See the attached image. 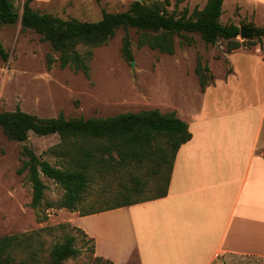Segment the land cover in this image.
Here are the masks:
<instances>
[{
    "label": "rangeland",
    "instance_id": "rangeland-1",
    "mask_svg": "<svg viewBox=\"0 0 264 264\" xmlns=\"http://www.w3.org/2000/svg\"><path fill=\"white\" fill-rule=\"evenodd\" d=\"M25 1L13 0L20 16ZM134 1L51 0L47 4L34 3L32 7L64 19L98 21L104 11H127ZM207 1L142 0V3L153 6L161 2L170 14L180 17L186 10L190 15L196 7L202 9ZM222 23L245 26L253 22L240 13V8L233 15L228 1ZM141 33L137 28L121 27L104 45L93 48L79 45L81 53L92 50L90 72L86 75L71 67L62 68L58 61L49 67V54L59 58V52L54 51L49 42L43 41L34 30H24L20 21L15 24L1 23L0 41L8 58L0 55V112L21 107L43 118L56 117L61 113L66 117L90 118L159 109L163 113L175 111L185 120L189 111L199 108L201 103L202 90L195 72L198 58L203 65L210 66L215 77L225 74L230 67L227 60L228 41L222 39L210 44L199 34L189 33L196 40L190 46L182 36L175 35V53L168 54L148 45L141 46ZM126 34H129L131 41V60L123 52ZM237 39L244 41L240 35ZM257 41V47L264 50V37ZM240 49L247 50L250 46ZM252 85L258 90L257 98L260 99L264 91V78L255 80ZM61 141L58 134L40 136L34 132L29 133L27 141H15L9 139L0 127V238L24 235L21 237L22 243L12 253L18 262L48 264L54 245L64 242L67 235H72L75 237L74 246L80 252L62 264H112L110 260L96 256L94 241L70 222L69 209L49 206L64 197L65 189L61 184L41 174L47 189L41 204L36 208L32 206L33 186L28 171L19 172L25 159L24 145L29 143L42 159L62 168L61 159L48 152L50 147ZM147 166L129 165L110 171L91 172L81 210L107 206L123 183H129L134 174L148 182L145 195H152L155 192V177ZM222 263L223 259L219 258L214 264ZM129 264H139L137 254Z\"/></svg>",
    "mask_w": 264,
    "mask_h": 264
},
{
    "label": "crops",
    "instance_id": "crops-1",
    "mask_svg": "<svg viewBox=\"0 0 264 264\" xmlns=\"http://www.w3.org/2000/svg\"><path fill=\"white\" fill-rule=\"evenodd\" d=\"M228 1L233 15L240 8L264 26V0H224L223 10ZM227 60L229 71L185 117L193 137L177 153L167 196L94 214L70 211V222L94 238L97 257L264 264V91L258 99L252 85L264 78V50L239 48Z\"/></svg>",
    "mask_w": 264,
    "mask_h": 264
},
{
    "label": "trees",
    "instance_id": "trees-1",
    "mask_svg": "<svg viewBox=\"0 0 264 264\" xmlns=\"http://www.w3.org/2000/svg\"><path fill=\"white\" fill-rule=\"evenodd\" d=\"M33 1L24 2L20 16L13 0H0V24H15L20 21L24 30L36 31L43 41L49 42L53 50L59 52V58L53 54L48 55L49 67L58 61L60 67H71L86 75L90 72L92 50L81 53L78 46L93 48L104 45L121 27L139 29L142 32L139 42L141 46L148 45L168 54L175 53V35L182 36L190 46L196 40L189 33L199 34L210 44L224 39L228 41V52L243 46L253 48L258 45L257 40L264 37V26H258L252 21L253 23L245 25L252 30V36L239 41L237 38L241 26L222 23L224 0H208L202 9L196 7L190 15L186 10L180 17L170 14L161 2L150 6L134 1L127 11H104L103 17L98 21L64 19L51 13H42L32 7ZM123 52L127 59H133L129 34L124 36ZM0 55L4 59L8 58L1 41ZM195 72L203 92L214 83L215 76L211 73L210 66L203 65L200 58ZM0 127L9 139L20 142L27 140L30 132L40 136L58 134L61 137L62 141L50 147L48 152L59 157L64 167L52 165L42 159L27 143L24 145L25 159L19 172L28 171L29 181L33 186V207H38L44 199L47 189L41 178V174H44L65 189L64 197L49 206L80 211L81 215L167 196L177 153L193 137L189 124L175 111L163 113L159 109L125 112L107 117H66L61 113L56 117L43 118L17 107L14 111L0 112ZM129 165H148L155 177V192L152 195H145L148 182L142 176L134 174L129 183H123L113 198L110 197L111 201L107 206L81 210L91 172L110 171ZM22 236L24 235L16 234L0 238V264H30L27 261L18 262L12 256L13 250L22 243ZM91 239L95 245L94 238ZM74 243L75 237L67 235L64 242L55 244L48 264H62L64 260L77 256L80 250ZM111 263L113 264L112 261Z\"/></svg>",
    "mask_w": 264,
    "mask_h": 264
},
{
    "label": "water",
    "instance_id": "water-1",
    "mask_svg": "<svg viewBox=\"0 0 264 264\" xmlns=\"http://www.w3.org/2000/svg\"><path fill=\"white\" fill-rule=\"evenodd\" d=\"M136 1L142 2V0H136ZM251 36H252V30L250 28H247L246 26H241L240 38L242 40H246V39H249ZM131 63L132 65L135 64L133 60Z\"/></svg>",
    "mask_w": 264,
    "mask_h": 264
}]
</instances>
